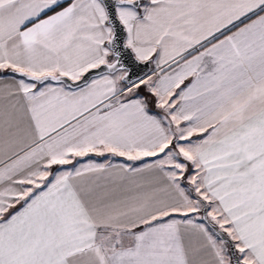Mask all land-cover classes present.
I'll list each match as a JSON object with an SVG mask.
<instances>
[{
    "label": "snow or ice",
    "instance_id": "obj_1",
    "mask_svg": "<svg viewBox=\"0 0 264 264\" xmlns=\"http://www.w3.org/2000/svg\"><path fill=\"white\" fill-rule=\"evenodd\" d=\"M0 264H264V0H0Z\"/></svg>",
    "mask_w": 264,
    "mask_h": 264
}]
</instances>
